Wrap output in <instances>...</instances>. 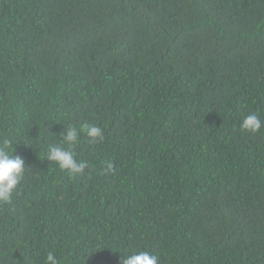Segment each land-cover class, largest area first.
Segmentation results:
<instances>
[{"label": "trees", "instance_id": "trees-1", "mask_svg": "<svg viewBox=\"0 0 264 264\" xmlns=\"http://www.w3.org/2000/svg\"><path fill=\"white\" fill-rule=\"evenodd\" d=\"M0 148V264H264V0H0Z\"/></svg>", "mask_w": 264, "mask_h": 264}, {"label": "clouds", "instance_id": "clouds-1", "mask_svg": "<svg viewBox=\"0 0 264 264\" xmlns=\"http://www.w3.org/2000/svg\"><path fill=\"white\" fill-rule=\"evenodd\" d=\"M262 127V121L256 113H249L244 116L240 122L241 131L255 133ZM81 131H85L87 137L92 142H102L104 140L103 131L98 126H82ZM79 132L75 127H69L63 134V142L68 145L67 148L57 145L50 147L46 158L48 161L55 162L62 171H67L69 175L83 174L88 167L86 162H77L73 146L78 142ZM10 141H5V145ZM25 162L20 156H11L9 151L0 148V204L11 202L13 192L17 189L25 172ZM113 170V164L108 163L105 171ZM45 264H59L56 256L49 252L45 259ZM122 264H159L158 256L147 250L134 251L123 258Z\"/></svg>", "mask_w": 264, "mask_h": 264}]
</instances>
